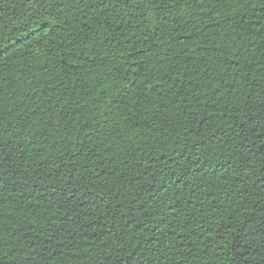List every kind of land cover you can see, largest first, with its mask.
Here are the masks:
<instances>
[{
    "label": "trees",
    "instance_id": "trees-1",
    "mask_svg": "<svg viewBox=\"0 0 264 264\" xmlns=\"http://www.w3.org/2000/svg\"><path fill=\"white\" fill-rule=\"evenodd\" d=\"M264 0H0V264H264Z\"/></svg>",
    "mask_w": 264,
    "mask_h": 264
},
{
    "label": "snow or ice",
    "instance_id": "snow-or-ice-1",
    "mask_svg": "<svg viewBox=\"0 0 264 264\" xmlns=\"http://www.w3.org/2000/svg\"><path fill=\"white\" fill-rule=\"evenodd\" d=\"M261 103H264V100H262Z\"/></svg>",
    "mask_w": 264,
    "mask_h": 264
}]
</instances>
